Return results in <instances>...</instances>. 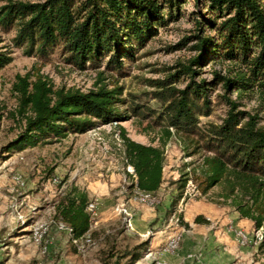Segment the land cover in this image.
<instances>
[{"label":"trees","instance_id":"16d2710c","mask_svg":"<svg viewBox=\"0 0 264 264\" xmlns=\"http://www.w3.org/2000/svg\"><path fill=\"white\" fill-rule=\"evenodd\" d=\"M207 1L211 13L222 19L218 24L216 20L205 19L214 30L207 35L202 31L203 23L195 21L199 33L192 35L198 39L193 49L198 54L188 66L183 65L180 72L192 79L195 71L190 64L199 65L209 57L238 61L245 68L244 72L240 71L234 78L214 73L209 83L192 80L182 90L170 85L177 81L172 78L174 74L161 81L150 80L160 88L153 94L163 104L152 120L165 123V138L162 145L143 144L127 136L125 128L119 125L122 162L124 168L129 165L134 172L133 185L153 195L163 182L164 145L172 136L173 128L182 135L186 147L191 148L190 155L198 149L205 152L200 176L191 177L185 172L177 180L179 192L175 201L181 198L189 179L195 182L200 196L218 187L217 201H222L219 203L232 205L242 218L252 220L256 229H264V128L257 127L252 117L244 121L243 113L234 111L236 102L224 96L230 108L222 122L205 127L199 124L200 116L211 113L208 91L218 80L222 81L226 92L255 85L264 92V6L261 0ZM181 2L8 0L0 7V28L14 27V43L25 47L29 55L46 59L56 50L64 62L79 69L98 67L107 56L106 67L122 74L126 66L121 58H132L134 46L154 35V26H164L170 18L175 19ZM200 2L196 0L198 5ZM164 10L165 19L161 13ZM6 63L7 58L0 53V68ZM12 89L16 93L17 108L9 115L13 119L19 116L22 127L5 146L6 151H22L68 134H82L102 124L125 120L130 114L145 118L150 112L149 106L141 104L128 105L121 110L125 99L116 96L119 93L115 90L100 88L88 93L54 90L47 81L40 78L31 81L28 75H17ZM88 202L87 192L73 187L54 206L55 218L70 226L75 237L90 232ZM200 221L203 218L197 216L195 222ZM180 223L187 225L182 220ZM90 233L92 235V231ZM263 245L261 242L259 249ZM146 252L148 240L124 254L128 257L125 264H134Z\"/></svg>","mask_w":264,"mask_h":264},{"label":"rangeland","instance_id":"374dc122","mask_svg":"<svg viewBox=\"0 0 264 264\" xmlns=\"http://www.w3.org/2000/svg\"><path fill=\"white\" fill-rule=\"evenodd\" d=\"M7 1L0 0V7ZM261 2L264 6V0ZM161 13L165 19V10ZM205 19L216 20L215 23L218 24L222 18L211 13L207 0H201L199 5L196 0H182L175 19L170 18L164 26H154V35L143 44L134 46L132 58H121L126 66L122 74L106 67L107 56L101 59L98 67L79 69L64 62L56 50L46 59L29 55L25 47L14 43V27L8 30L0 28V53L7 58V63L0 68V241L11 258L8 263L0 260V264H125L128 257H124V254L147 240L145 238L139 242L140 239L131 232L133 224L132 229L125 228L128 217L125 211H120L117 219L112 217L103 223L102 228L92 231L90 236L93 243L79 252L69 240L67 226H62L63 222L55 218L54 206L73 187L86 191L90 185L95 187V183L112 184L110 196H103L105 201H111L113 178L109 174L113 171L122 176L123 181H120L131 190L133 201L145 203V199L139 201L133 198L135 175L129 165L125 168L123 166L118 126L124 127L127 136L137 142L162 145L165 123H155L152 118L156 117L163 104L153 94L160 88L150 83V80L161 81L169 74H174L172 78L177 81L170 85L182 90L192 80L195 83H209L214 79V73L234 78L245 70L238 61L209 57L199 65L190 64L195 71L192 79L186 74L182 75L180 70L183 65L188 66L189 61L198 54L193 49L198 39L192 35L199 33L195 21L203 23L201 27L204 28V34L214 33ZM17 75H28L31 81L37 78L45 80L54 90L81 93L97 92L100 88L115 90L119 93L116 96L125 99L120 106L121 110L128 105L141 104L149 106L150 112L142 118L127 111L130 115L122 121L102 124L82 134H68L50 143H41L22 151H6L5 146L16 137L22 127L19 116L13 119L9 115L17 108L16 93L12 89ZM223 96L236 102L234 111L242 112L244 121L252 117L257 127L264 128V92L256 85L238 90L233 88L226 92L221 80L208 91L211 113L199 117L200 126L220 124L227 116L230 106ZM171 132L172 136L164 145L162 186L168 194L167 205L162 202L165 210L163 219L170 218L177 227L171 234L177 232L179 237L182 234L184 225L180 221L184 222V208L190 201L195 199L210 202L223 207L226 215H234L233 220L248 222L247 226L234 231L236 235L237 232L245 234L246 243H242L238 236L241 244H257V252L251 264L264 262V245L259 249V244L264 242V229H256L253 221L242 218L232 205L219 203L222 201H217L218 187L211 189L207 195L200 196L195 182L189 179L181 198L175 201L179 192L177 180L185 172L191 177L200 174L204 169L205 152L198 149L195 154L190 155L191 148L186 147L182 135L173 128ZM19 180L23 182L22 186L19 185ZM158 198L152 195L149 199L154 204ZM92 205L94 207L93 203ZM132 206L139 212L135 205ZM94 211L95 209L90 213L87 211L92 222L96 218ZM59 235L65 238L63 245L55 242ZM21 237L25 239H20ZM155 264H158L157 260Z\"/></svg>","mask_w":264,"mask_h":264},{"label":"crops","instance_id":"0c3cea01","mask_svg":"<svg viewBox=\"0 0 264 264\" xmlns=\"http://www.w3.org/2000/svg\"><path fill=\"white\" fill-rule=\"evenodd\" d=\"M109 177L113 178L111 201H105L103 196L109 195L112 184L95 183V187L90 185L86 188L88 203L94 204V216H96L91 223L90 232L102 228L105 221L111 220L112 217L117 219L118 213L125 211L128 217L125 228L132 229L133 224L131 232L140 239L139 242L145 238L148 240L149 251L134 264H153V261L155 264V260L158 264H251L257 252V244L251 242L241 244L234 231L247 226L248 222L233 220L232 217L235 216L226 215L223 207L219 205L194 199L184 208L183 220L187 225L183 226V232L179 237L177 232L171 234L173 230H177V227L170 218L163 219L165 210L162 202L167 205L168 199V194L162 188L163 182L153 194L159 197L156 203L153 204V200L149 199L144 201L145 203L138 204L131 198V190L121 183L123 179L121 180L120 174L113 171ZM133 193V198L136 199L135 191ZM149 195L152 197L151 193ZM132 205H135L139 212ZM197 216H201L203 221L195 222ZM0 229H2L1 225ZM56 232L54 230V233ZM57 237L55 242L63 245L65 238L60 235ZM173 237H177L179 243L176 249L169 252L166 248L167 242ZM5 251L0 241V260L8 263L11 258Z\"/></svg>","mask_w":264,"mask_h":264},{"label":"bare ground","instance_id":"6f19581e","mask_svg":"<svg viewBox=\"0 0 264 264\" xmlns=\"http://www.w3.org/2000/svg\"><path fill=\"white\" fill-rule=\"evenodd\" d=\"M19 185L22 186L23 185V182L21 180L18 181ZM188 186V185H187ZM135 194H136V199L139 200V201H142L145 199V201L149 200L150 198V195L149 193H146V192H142V191H139L136 187H135ZM185 196L187 195V192L185 191ZM194 195V194H193ZM94 209L92 203H89L88 204V207H86V210L90 213L92 212ZM62 226L65 227L66 224L62 223L61 224ZM67 226V225H66ZM67 229L69 231L70 234H68L69 236V240L75 245L76 249L80 252V251H83L86 247L90 246L93 241H92V238L90 237V235L88 233H85L84 235L82 236H79V237H75L74 234H73V229L69 226H67ZM66 232V231H65ZM260 235V234H259ZM240 237L241 238V242L242 243H246V240H245V234L242 233V232H237V237ZM245 241V242H244ZM178 239L177 237H173V239H169V241L167 242V246L166 248L169 250V251H173L174 249L177 248L178 246Z\"/></svg>","mask_w":264,"mask_h":264}]
</instances>
